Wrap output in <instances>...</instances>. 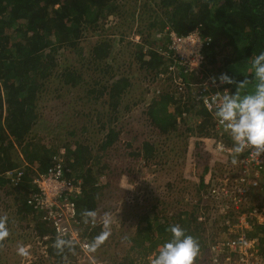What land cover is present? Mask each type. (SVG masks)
I'll use <instances>...</instances> for the list:
<instances>
[{
  "label": "trees",
  "instance_id": "1",
  "mask_svg": "<svg viewBox=\"0 0 264 264\" xmlns=\"http://www.w3.org/2000/svg\"><path fill=\"white\" fill-rule=\"evenodd\" d=\"M142 1H145V4L153 3L152 6H157L165 20L156 24L157 16H152L151 9H147L144 5L143 10L148 11V22H145L147 27L139 30L142 37L139 43L141 47L135 46L138 48L136 50L138 57L136 58L135 51L133 55L135 58L133 62L137 69L147 74L143 79L156 77L159 71L167 73L169 61H166L156 50L168 44L166 34L162 38L157 37L158 32H163L166 28L182 36L197 29L204 38L210 40L209 45L203 49L205 58L203 73L217 78L226 73L237 80L254 78L252 71L245 72L243 69H252L251 57L264 52V0ZM119 5L120 3H116V0H0V189L10 188L17 196L19 192L22 193V196L19 195V210L34 218V234L50 236L45 243L46 256L43 258L52 264H68L72 252L65 249L62 255L57 254V250L52 247L55 241V238L51 236L53 229L44 219L45 213L36 212L29 203V197L34 192L33 176L36 173L45 172L56 154L55 150L46 149L43 144L35 147L34 140L32 144L28 141L27 134L37 119L33 108L44 88L47 89L46 83L51 73L48 61L54 60L61 49L72 51L77 49L82 34L89 27H96L102 18L107 20L108 16L120 14L121 5ZM141 11L140 8L138 13L128 9L124 18L132 16L135 19ZM148 39L149 44L146 45L149 46L144 51L142 42ZM223 49L226 50L225 53ZM109 53L110 45L105 40L96 44L91 51L93 64L109 69V65L103 62ZM173 74L170 72L166 81L160 84L158 92L155 91L158 95L149 101L143 114L150 128L162 136L178 131V126L187 120L182 118L183 112L189 116L194 114L193 128L198 130L199 139L197 142L196 138H190V140L194 144L196 142L202 152L204 146L207 147L202 157H199V160L204 157L205 163L197 166V184L192 186L196 199L188 209L182 208L171 216L167 215L166 209L161 217L157 216L154 207L145 211L139 220L145 225L139 227L134 235L123 232L113 244L108 240L104 243L109 247L112 246L116 252L120 245L130 243L129 250L124 257L119 256L120 259H113L102 251L100 259L105 264H149L148 258L157 247L171 239V234L166 229L175 224H179L188 235L199 240L201 253L197 264H207L209 244L227 227V221L230 219V214L211 209L210 205L204 202L216 185L215 178L218 175L212 162L208 160L213 157L210 148L219 142L230 146V136L224 135V138L220 140L214 128L215 122L212 116L197 104L189 101L180 104L176 101L171 94ZM60 75L63 86L75 87L82 83L80 74L74 70L70 71V68H66ZM97 84L102 86L101 81ZM125 84H128V81L121 80V85L119 84L117 88L115 85L112 87L103 85L100 88V94L103 93L108 97L112 109H117L124 94L123 85ZM166 87H168L167 90ZM223 88L229 89L233 94L235 92V88L231 85L225 84ZM170 105H175L173 112H168ZM115 121L117 119L108 118L107 122L103 123L101 128L104 136L95 156L92 155L88 146L80 143L75 145V149L66 147L65 163L70 170L68 177L80 178L83 181L81 193L74 199V203L80 229L82 234L88 237L89 243L100 234L102 227H94L91 231H87L89 223L83 222L81 212L83 209L96 210L97 213L100 211H98L97 198L100 195L98 192L102 189L98 188L97 181L98 175L104 171V164L101 166L100 164L105 154L120 143L122 134L121 129L113 126L112 123ZM188 131H191L189 127ZM186 132L184 130L180 132L181 135L176 134L172 138L175 137L176 141L184 138L182 142L184 145ZM188 134L190 135L189 132ZM14 144L21 146L28 165L24 167L21 182L11 186L5 173L7 170L20 166L15 159H12L11 151ZM173 145L180 150L177 142ZM29 146L30 150H27ZM126 147L131 148V145L127 143ZM155 148L153 142L142 141L136 156H141L144 163H151ZM231 158H224V162ZM150 211L152 215H149ZM249 235L263 242L264 226L250 229ZM103 247L104 245L101 246ZM132 251L137 254V259L132 258ZM64 256H67V260ZM106 258L108 260L110 258V263L105 261Z\"/></svg>",
  "mask_w": 264,
  "mask_h": 264
},
{
  "label": "rangeland",
  "instance_id": "2",
  "mask_svg": "<svg viewBox=\"0 0 264 264\" xmlns=\"http://www.w3.org/2000/svg\"><path fill=\"white\" fill-rule=\"evenodd\" d=\"M116 3L121 5H119L120 14L108 17L104 14L107 20L102 18L96 27H89L82 34L77 49L74 51L61 49L54 60L48 61L51 73L46 83L47 89L44 88L37 99L33 108V113L37 117L36 123L27 134L30 144L33 140L36 142L35 147L43 144L46 149L55 150V156L61 150L66 154V147L75 149L77 143L88 146L95 156L104 136L101 128L103 123H106L108 118L117 119L112 124L122 131L120 143L102 158L100 166L104 164V171L98 175L97 181L98 188L102 189L98 192L100 194L97 198L98 211H100L97 213V218L103 217L106 212L110 213L111 236L108 241L112 244L119 239L121 233L134 235L139 227L145 225L144 222H139L140 217L152 207L157 216L161 217L164 209L167 215L171 216L176 211L182 208L188 209L193 205L196 198L192 186L197 184V166L204 162V157L200 158L201 160L199 157L207 149L204 146L202 152L197 147L196 142L199 137L198 130L193 128V117L187 118L185 123L178 126L177 132L168 136L158 135L147 124L143 114L146 109L145 103L158 95L155 91L158 92L160 84L155 83L153 86L148 79H143L147 74L137 69L133 55L135 51L136 58L138 57L136 53L138 48L135 46L141 47L139 43L142 37L139 30L147 27L145 25V22H148L147 9H151L152 16H157L156 24L165 20L160 15V9L152 6L153 3L145 4L142 0L138 2L116 0ZM144 5L147 6L145 10H143ZM139 8L143 11L138 17L135 16L134 19L128 13L132 18H124L128 9L138 13ZM104 40L110 45V53L103 61L109 65V69L93 64L91 60L92 48ZM143 42V49H146L149 46L146 45L149 44V39ZM225 52L226 50L223 49V53ZM66 68L79 73L82 83L75 87L63 86L60 74ZM243 71L250 72L252 69L244 68ZM125 79L128 84L123 85L122 99L117 109H112L108 97L103 93L100 94V88L103 85L108 87L115 85L117 88L119 84L121 85V80L126 81ZM99 81L102 82V86H98ZM172 89L173 87L171 91ZM173 110L174 106L170 105L168 112ZM188 127L191 131H188ZM184 130L187 132L183 145L184 138L176 141L172 136L181 135L180 132ZM190 138H196L195 144ZM145 140L153 142L156 147L151 163H144L141 156H136L141 142ZM176 142L180 150L173 145ZM127 143L131 148L126 147ZM27 150H30V146ZM210 151L211 156H217L215 159L213 157L208 159L218 174L215 179L222 178L224 163L231 162V159L224 162L222 155L216 154L213 148H210ZM11 153L12 159H15L18 165L27 163L18 144H14ZM11 192L10 188L0 189V216H8L10 230V237L5 241L4 249L0 251V264H52L43 258L46 256L47 241L41 242L43 236L39 233L34 234V218L19 210V195L22 196V193L19 192L17 196L16 193ZM178 200L179 203L176 202ZM204 202L207 205L212 203L211 200ZM149 215H152V212ZM20 245L27 249L29 253L27 257L17 254ZM103 245V248L100 247L101 249L90 254V259L95 261V264L98 262L105 264L100 259L102 251L113 259L124 257L130 243L120 245L117 252L112 246ZM70 256L68 264H93L90 260H84L76 247L74 254L71 253ZM131 256L137 259L134 251ZM105 261L110 263V258L109 260L106 258Z\"/></svg>",
  "mask_w": 264,
  "mask_h": 264
},
{
  "label": "built area",
  "instance_id": "3",
  "mask_svg": "<svg viewBox=\"0 0 264 264\" xmlns=\"http://www.w3.org/2000/svg\"><path fill=\"white\" fill-rule=\"evenodd\" d=\"M165 34L168 44L158 48L157 52L169 61L167 73L159 71L156 77H150L148 81L152 85L161 84L166 81L170 72L174 73L172 91L176 101L180 104L186 101L197 104L212 116L220 140L224 135L230 136L204 103L205 97L217 92L223 93V85H219V80L217 79V86H213L210 80L212 76L203 73V49L209 45L210 40L204 38L197 29L182 36L166 28L157 37L162 38ZM205 83L208 85L207 90ZM148 105L149 102L145 103V106ZM190 117H194V114L189 116L186 112L182 113L184 120ZM219 143L213 147L214 152L223 158H230L226 150H217ZM231 147L232 141L230 146L225 145V149ZM261 160L262 163L250 158L249 151L246 150L237 165L225 162L224 175L216 179V185L207 196L209 198H205L211 200V209L230 214L227 227L209 244L207 264H264V241L260 242L249 235L250 229L264 226V157ZM51 161L45 172L33 176L34 192L29 197V203L36 212L45 213L44 219L53 229L52 236L55 239L58 234L65 239H71L82 258L93 262L86 248L90 243L88 237L82 234L74 203V199L81 193L83 181L68 177L70 170L66 167L64 150L53 156ZM24 167L26 164L6 171L5 177L11 186L21 182ZM102 218L98 217L95 224L89 222L87 231L98 226L104 230ZM49 238L44 236L41 242H46Z\"/></svg>",
  "mask_w": 264,
  "mask_h": 264
},
{
  "label": "clouds",
  "instance_id": "4",
  "mask_svg": "<svg viewBox=\"0 0 264 264\" xmlns=\"http://www.w3.org/2000/svg\"><path fill=\"white\" fill-rule=\"evenodd\" d=\"M251 66L254 73L253 79L237 80L226 73L218 78H210L213 86H217V79L221 86L225 84L233 86L234 94L229 89L223 88V93L217 92L204 98L206 107L213 111L214 118L230 135L232 147L225 149V145L219 143L217 150L220 152L226 150L232 157L233 165L239 163V157L246 150L249 151L250 158L258 162L262 163L261 158L264 157V52L251 57ZM204 87L207 90V83ZM171 94L174 95V92L171 91ZM172 106L175 107V105ZM97 215L96 210L83 209L81 212L85 224L89 222L95 224ZM102 220L105 230L86 245L90 254L95 253L111 236L110 213H104ZM166 231L171 234V239L157 247L148 258L149 264H197L201 253L199 240L188 235L179 224L170 226ZM9 237L8 216H0V251L4 249L5 241ZM52 247L57 250L58 255H62L65 249L73 254L75 252L73 241L59 234ZM17 254L21 257L29 255L23 245L18 246ZM64 259L67 260V256H64Z\"/></svg>",
  "mask_w": 264,
  "mask_h": 264
},
{
  "label": "crops",
  "instance_id": "5",
  "mask_svg": "<svg viewBox=\"0 0 264 264\" xmlns=\"http://www.w3.org/2000/svg\"><path fill=\"white\" fill-rule=\"evenodd\" d=\"M24 164H26V166L28 165L27 163H23V164H22V165H20L19 167H23V166H24ZM19 167H18V168H19Z\"/></svg>",
  "mask_w": 264,
  "mask_h": 264
}]
</instances>
